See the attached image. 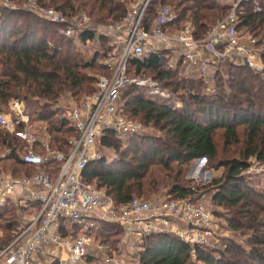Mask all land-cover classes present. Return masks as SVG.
Segmentation results:
<instances>
[{
  "label": "trees",
  "instance_id": "16d2710c",
  "mask_svg": "<svg viewBox=\"0 0 264 264\" xmlns=\"http://www.w3.org/2000/svg\"><path fill=\"white\" fill-rule=\"evenodd\" d=\"M20 1L23 4L24 1ZM233 1L236 3L238 0ZM129 2L38 0L40 7L53 9L64 17L86 14L91 20L106 24L118 23L127 13ZM166 4L175 6V19L166 24L163 31L174 33L189 24L196 40L203 39L208 30L222 19L224 12L233 7L222 5L217 0H178L172 3L154 0L146 14L145 29H149V22L155 18L157 6ZM256 5L258 12L255 11ZM236 20L238 31L246 30L258 38L259 62L264 67V0L239 2ZM59 29V26L33 14L1 11L0 108L19 96L28 104L26 109L31 119L48 125L50 147L66 151L67 140L77 134L67 118L59 115L61 110L54 111L51 106L64 94L76 98L96 91V74L88 75L87 71L108 75L99 61L105 57L107 43L106 39L102 41L104 53H96L89 61H84L75 48L76 40L63 37ZM78 40L82 43L94 40L93 31H84ZM177 51L161 49L143 63L130 61L127 68L129 76H148L174 99L151 98L147 90L135 86L126 87L119 98L123 103L120 107L122 116L139 119L158 134L118 138L113 131H107L101 144L113 149L116 155L110 161L103 159L88 164L83 170V181L105 190L116 205L134 197L190 199L206 186L188 185L190 181L184 178L185 168L195 160L204 159L213 170L223 169V174L210 182V185L216 186L211 199L214 205L231 214L225 219V224L233 234L251 233L249 249L226 239L223 240V249L216 252L198 248L193 261L190 248L178 237L153 235L139 241L137 263L264 264V194L251 188L244 176L251 160L264 164V77L235 59L220 61L215 58L208 62V66H216L209 76L213 90L205 94L206 84L202 78L182 76V59L174 60ZM159 53L165 57L163 63ZM169 60H174L172 67L168 65ZM239 128L244 129L242 139ZM21 130L22 127H18L13 134L0 130V153L4 150L9 152L0 156V164L9 162V167L4 166L3 169L12 176L35 173V164L25 159L28 146L16 137ZM219 131L222 132L221 150L216 141ZM239 144L241 151L236 153L238 158L230 157L233 156L231 147ZM35 148L42 150L40 140L33 145ZM219 152L226 157L219 160ZM21 153H24L23 156ZM9 202L11 207L6 205ZM5 203L0 206V220H4L3 227L0 225V232L4 234L0 237V251L14 239L25 223L13 211L16 203L12 200ZM215 215L216 218L220 216ZM5 216L9 218L3 219ZM61 227L63 235L68 229L74 235L79 232L78 227L65 222ZM91 235L102 246L107 244L109 249L114 248V242L118 245L123 237L117 224L104 222H96ZM110 238L114 240L110 241Z\"/></svg>",
  "mask_w": 264,
  "mask_h": 264
},
{
  "label": "built area",
  "instance_id": "2783aa9c",
  "mask_svg": "<svg viewBox=\"0 0 264 264\" xmlns=\"http://www.w3.org/2000/svg\"><path fill=\"white\" fill-rule=\"evenodd\" d=\"M136 1L137 5L131 6L118 23L109 26L96 25L87 18L64 17L52 9L38 7L33 0H28L23 7L26 12L59 26L60 34L66 38L78 39L84 31L99 29L97 32L107 43L102 64L108 75L98 77L97 91L93 95L85 97L79 105L67 111L66 118L77 134L67 140V152L52 150L46 139L41 141L44 155L31 151L26 155L27 161L38 168L50 166L49 170L21 178L0 175V206L22 191L27 193V199L38 204L36 213L25 221L14 239L0 251V264H34L43 247L51 248L50 257L58 264H87L91 251L100 249L91 235L96 222L117 224L122 230V242L128 255L135 258L139 241L153 235L178 237L190 248L193 261L198 248L216 247L212 243L217 237L214 209L208 210L205 205L194 203L191 199L147 202L132 198L116 205L105 190L84 182L82 174L88 164L104 159L105 155L97 153L96 148L98 145L103 147L101 139L107 131H113L118 138L145 133L141 123L124 120L117 113V101L126 87L135 86L153 96L171 98V94L152 79L129 77L127 67L130 61L143 63L161 49L179 50L176 57L182 59V76L202 78L206 88L211 83L208 62L200 54V51H205L220 61L235 59L264 77L255 41L246 37L248 44L242 43V36L236 28L239 2L253 0H239L232 12L204 40L194 39L189 27L174 33L164 32L163 27L175 19L174 13L165 6L156 11L149 29H145L144 15L151 0ZM1 2L0 13L4 7V1ZM255 11H259L257 5ZM158 57L163 63L165 57L161 53ZM174 60H169V67L174 65ZM9 107V113H0V130L13 134L18 127H22L24 131L30 119L27 109L19 100L12 101ZM22 131L16 135L23 138L28 146H33L36 138L22 134ZM200 196L204 198L202 194L197 195ZM203 202L206 203L205 200ZM63 222L78 227L77 235L64 237L61 233ZM96 264L128 263L118 256L105 255Z\"/></svg>",
  "mask_w": 264,
  "mask_h": 264
},
{
  "label": "rangeland",
  "instance_id": "374dc122",
  "mask_svg": "<svg viewBox=\"0 0 264 264\" xmlns=\"http://www.w3.org/2000/svg\"><path fill=\"white\" fill-rule=\"evenodd\" d=\"M1 1H4L3 2L4 7H3L2 10L20 11V12L28 13L23 8L26 5V2H28V0H23L24 1L23 4L21 3L20 0H14V1L13 0H0V3H2ZM33 1H35L36 2V5L38 7H40L39 4H38V0H33ZM153 1L154 0H151L148 8H150V5H151V3ZM167 1L170 2V3H172V1H178V0H167ZM217 1H219V3L222 4V5L224 4V5H229L230 7H232V6L234 7L235 4L239 0L236 3L233 0H217ZM253 2H254V0H253ZM135 5H137V1L136 0H130V2L128 3V6H127V11H129V9L131 8V6H135ZM161 6L168 7L173 13H175V10H174L175 6L174 5H171V4L157 6L156 11ZM233 7L232 8H229L230 10L228 9V10H226L224 12V16L222 17V19L219 20L214 26H212L210 30H208V32L206 33L205 37L202 40H204L205 38H207L208 35L213 30V28L215 26H217V24L220 21H222L224 18H226L227 15H229L232 12ZM40 8H42V7H40ZM148 8H147V10L145 12V15H144V22H143L144 25L146 23L145 19H146V14H147ZM43 9H50V8H43ZM236 10H237V8H236ZM76 17L78 19H80V18H87L90 22H92V23H94L96 25H100V26L113 25V24H110V23L109 24H106L103 21L91 20L92 18L90 19L86 14H79ZM149 23H151V21ZM184 27L191 28L189 24H185L183 26V28ZM60 29H59V31H60ZM62 29H64V28H62ZM97 31H99V29ZM97 31H93V33H94V40H89V41H87L85 43H82L78 39H75L76 40L75 48L78 51V53L80 54L79 56L84 61H89L91 59V57H93L96 53H98L99 55H101L102 53L105 52V48H104L103 43H102V41L105 40V38L103 39L102 37H100V35H99V33ZM190 31L192 32L191 29H190ZM238 33L242 36V40H241L242 43L248 44L249 40L246 41V37L249 38V39H251V41H255V49L257 50L256 43L258 42V38H254L251 34H249L248 32H246V30H240V31H238ZM192 36H193V34H192ZM50 45H52L51 42H50ZM259 49H260V47H259ZM99 61L102 64L101 61H103V59H100ZM208 69H209V74H211L216 69V66H213V65L211 66L210 65ZM87 73H88V75L96 74L95 77H96V80H97L96 81V91H97L98 77L104 76V75L103 74H100V72H98V74H97V72H93V71H87ZM105 76H107V75H105ZM129 77H131V76H129ZM138 77H140V76H138ZM140 78L151 79L148 76H146V77H143L142 76ZM212 90H213V84H211L210 86L204 88L203 92L205 94H209V93H211ZM122 93H123V91L121 92V94ZM147 94H149V92H147ZM91 95H93V94H91ZM91 95H89V96H91ZM79 97H76L75 98V97H71L70 94H64L59 99H57L56 102H54L52 104L51 109L54 110V111L55 110H58V109L61 110V113H59V115L61 117L66 118L67 117V111L70 110V109H72L76 105H79V103L85 97H88V96L81 95ZM149 97L154 98V96L151 95V94H149ZM170 99H174V97L171 95V98ZM14 100L22 101L24 107L25 108H28V104L22 98H20L18 96V97H14V98L10 99L9 102L7 103V105L5 107L0 108V113H4V114L9 113V110H10L9 104L12 101H14ZM122 104H123L122 101L121 100L119 101V99H118L116 108H117V113L120 114V118H122L124 120L133 121V122H136V123H141L143 125V123L139 119L132 120L131 118L128 119L127 116H122L121 115V110H120V107L122 106ZM176 104H177V106H179V103L178 102H176ZM59 115L57 117H60ZM29 116H30L29 123L26 125L24 131H22L23 129L21 130L22 131V134H26V136H31L32 135L33 137L36 138V140H40V141H43V140H46V139L49 140V136L47 134L48 133L47 132V126L48 125L46 123H44V122L42 123L40 121L32 120L30 114H29ZM144 128H145V135L151 134V133H157L158 134V132L156 130L152 129L150 126H144ZM243 132H244V129L243 128H239L238 129V133H239L240 139L243 138V135H242ZM221 134H222L221 131L217 132V135L218 136L216 138V141H217L219 150H221V139H220V135ZM16 137L24 145L28 146L25 143V141L23 140V138H19L17 135H16ZM69 139H71V138H69ZM49 142H50V140H49ZM121 147H123V145ZM51 149L52 150H57V149H53V148H51ZM68 149L69 148H67L66 151H62V152H67ZM231 149L233 150V156H230V157L238 158V155H236V153L241 151V145L239 144V145L232 146ZM30 151L33 152V153H36L37 155H44V152L42 150H39L38 148L33 149V146H28L27 147V155H28V152H30ZM96 152L105 155L104 159H106L107 161L112 160L114 158V156L116 155L115 154V151H113V149H111L109 147L106 148L104 146L101 147L100 145L97 146ZM7 153H9V152H7L6 150H4L3 152L0 153V156L2 154H7ZM23 154L24 153H21L22 156H23ZM224 157H226V156L223 153L219 152V158L218 159L220 160V159H222ZM9 164H10L9 162H5V163L0 164V175L6 176V177H10V178H21V177H24L23 175L22 176H12V175H10L9 172L4 171L3 167L6 166L8 168L9 167ZM249 164H250L249 165V168L247 169L246 172H244V176L247 179V181H248V183H249V185H250L251 188H253L255 191H257L259 193H263L264 194V164H258L254 160H251L249 162ZM48 167H50V166H48ZM45 169L47 170L46 167L45 168L44 167L38 168L37 165H35V173L37 171H42V170H45ZM222 174H223V169H217V170L215 169V170H213L212 168H210L209 163H207L205 160L203 162H201V161H199V162H195V161L192 162L190 165H188L185 168L184 178L187 181L188 180L190 181V183L188 185H191V186H194V187L196 185L197 186L204 185V186H206V188L204 190H198L196 192L195 196H193V197L191 196L189 198L194 203L205 205V207H207L208 210L214 209V212L217 213V214H219L221 216V217L219 216V217L216 218V215H215V217H214V223H215L216 230H217L216 231L217 232V237H214V240L212 242L216 247L213 248V249L211 248V251H215L216 252V251L222 250L223 249V247H222L223 240H226V239H230L231 241H235V243H237L238 245H240L244 249H247L248 250L249 247H250V243H248V241H249V238H251V233L250 232L249 233H247V232H236V233L233 234L230 231V229H228L227 224H225V219L227 217L230 218L231 217V214L228 211L223 210L221 207H218V206L214 205L213 202H212V199L211 198H212V195L216 191V189H215L216 186L210 185V182L213 180L214 177L215 178H218ZM32 175H30V176H32ZM26 177H29V176H26ZM91 185H94V184H91ZM162 191H164V190H162ZM160 193H164L165 194V192H160ZM201 194L204 195V198L203 199H202V196L197 197V195H201ZM134 198L140 199L142 201H147V202H153L154 199H157V198H137V197H134ZM160 200H174V199H170L167 196H163V197H160ZM203 200H205L206 203L203 202ZM12 201L14 202L16 200L13 199ZM5 204L6 203H4L3 205H5ZM17 204H18V202L15 204L17 206L16 209L14 208L15 210H13V211H14V213H15V215L17 217H20V221H25V220H27V218L32 217V216H30V215L33 214L32 213L33 211L31 209L24 208V207L19 206ZM6 205L9 206V207L12 206L10 202L8 204H6ZM10 209H13V208H10ZM5 217L6 218H3V219L9 218V216H5ZM3 224H4V220H0V225H2V227H3ZM224 225H226V227H224ZM6 235H7V233H6ZM3 236H4V234L0 232V237H3ZM92 238H93V241H94V243L96 245L97 244L102 245L99 242V240L95 239L94 236H92ZM110 239H111L110 241H113L114 240L113 238H110ZM114 243H115L114 244V248H110V249L107 248V247H109L107 244H105L103 246L105 248V252H106L104 254H108L110 256H118L121 259H124L125 261H127L128 264H135L134 262H132L133 261V257L132 256H129L128 253H126L127 251L125 252V250L123 251V255H121L122 252H120L118 250L117 243L116 242H114ZM52 249L55 251L54 248H52Z\"/></svg>",
  "mask_w": 264,
  "mask_h": 264
},
{
  "label": "crops",
  "instance_id": "0c3cea01",
  "mask_svg": "<svg viewBox=\"0 0 264 264\" xmlns=\"http://www.w3.org/2000/svg\"><path fill=\"white\" fill-rule=\"evenodd\" d=\"M200 54L203 56V58H204L207 62H210V61H214V60H215V57H213V56H211V55H208L205 51H200ZM176 60H177V58H176ZM208 73H209V72H208ZM209 76H210V75L208 74V77H209ZM26 196H27V193L24 192V191H22V192H17V193L15 194V197L12 198V199H9V200H13V199H15L16 201H14V202H15V203L18 202L17 205L22 206V207H24V208H29V209H31V210L33 211V212H32L33 214L30 215V216H33V215L36 213V210H37V207H38V206L33 207L32 205L35 204V202H34V201H31V200H29V199H27ZM20 197H21V198H20ZM21 200H23V201H21ZM20 202H22V203H20ZM36 204H37V203H36ZM27 219H29V218H27ZM25 221H27V220H25ZM70 235H71V236H74V234H73V232L71 231V229H68L67 231H65V233H64V237H65V236L69 237ZM96 246L100 247V249H99V250H98V249H95V250L91 251V254L88 256V258H87V260H86V263H87V264H96V263L99 261V259H101V258L104 257L105 255H108V254H104V253H106V252H105V248H104L102 245L97 244ZM121 248H122V249H121ZM42 249H43V250H42L41 255H39V257L37 258V260L35 261L34 264H58L57 261H56V262H53V258L50 257V252L52 251L50 247H43ZM118 250H119L120 252H122L121 255H123V251H124V250H125V252L127 251L126 248H125V243L122 242V240H121V242L118 244ZM126 253H127V252H126ZM129 256H131V255H129ZM132 257H133V256H132ZM126 258H127V257H126ZM123 260H124V259H123ZM126 262H127V261H126ZM132 262H134L135 264H138V263L136 262L135 257H133V261H132Z\"/></svg>",
  "mask_w": 264,
  "mask_h": 264
},
{
  "label": "water",
  "instance_id": "95a60500",
  "mask_svg": "<svg viewBox=\"0 0 264 264\" xmlns=\"http://www.w3.org/2000/svg\"><path fill=\"white\" fill-rule=\"evenodd\" d=\"M199 161L203 162L204 159H198V160H195V162H199Z\"/></svg>",
  "mask_w": 264,
  "mask_h": 264
}]
</instances>
